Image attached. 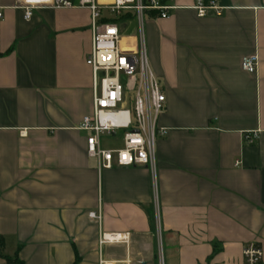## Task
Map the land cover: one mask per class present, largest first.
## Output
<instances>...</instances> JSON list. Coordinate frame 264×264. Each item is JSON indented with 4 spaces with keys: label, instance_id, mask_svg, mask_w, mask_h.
Returning a JSON list of instances; mask_svg holds the SVG:
<instances>
[{
    "label": "crops",
    "instance_id": "obj_1",
    "mask_svg": "<svg viewBox=\"0 0 264 264\" xmlns=\"http://www.w3.org/2000/svg\"><path fill=\"white\" fill-rule=\"evenodd\" d=\"M165 1L167 19H144L166 95L154 174L100 171L87 155L90 11L41 8L26 21L19 0H0V264H245L246 246L264 253V0H218L222 14L205 18L195 0ZM118 21L123 43L137 41L135 13ZM251 56L255 73L242 68Z\"/></svg>",
    "mask_w": 264,
    "mask_h": 264
},
{
    "label": "built area",
    "instance_id": "obj_2",
    "mask_svg": "<svg viewBox=\"0 0 264 264\" xmlns=\"http://www.w3.org/2000/svg\"><path fill=\"white\" fill-rule=\"evenodd\" d=\"M15 8L23 11L26 21L41 8H85L90 11L93 41L86 64L93 72V113L84 117L78 128L88 134L87 155L97 161L100 171L114 167H147L155 174L156 143L159 137L167 135V130L158 126L166 95L150 65L144 19L151 12L167 19L174 7L165 0H114L108 6H102L98 0H19ZM193 8L199 18H205L209 12L220 16L223 11L218 0H195ZM2 10L0 7V18ZM128 12L136 15L138 38L124 44L126 39L118 20ZM258 62L257 56L244 58L242 68L255 73ZM105 139L121 145L107 149L103 146ZM256 139L257 133L245 136L250 144ZM90 217L101 220L97 213H91ZM120 239L117 237L116 241ZM104 243L102 237L100 245ZM243 255L245 264H262L264 257L263 250L255 244L246 246ZM100 264L107 263L101 260Z\"/></svg>",
    "mask_w": 264,
    "mask_h": 264
},
{
    "label": "trees",
    "instance_id": "obj_3",
    "mask_svg": "<svg viewBox=\"0 0 264 264\" xmlns=\"http://www.w3.org/2000/svg\"><path fill=\"white\" fill-rule=\"evenodd\" d=\"M1 246H2V242L0 241V249H1ZM6 259H7L8 264H24V262H22L18 256H15L13 258H6Z\"/></svg>",
    "mask_w": 264,
    "mask_h": 264
},
{
    "label": "rangeland",
    "instance_id": "obj_4",
    "mask_svg": "<svg viewBox=\"0 0 264 264\" xmlns=\"http://www.w3.org/2000/svg\"><path fill=\"white\" fill-rule=\"evenodd\" d=\"M120 146V144H118V146L117 147H119Z\"/></svg>",
    "mask_w": 264,
    "mask_h": 264
}]
</instances>
